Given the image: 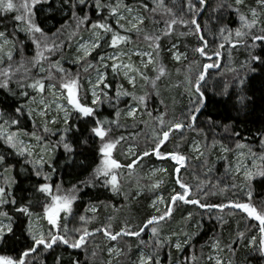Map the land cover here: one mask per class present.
I'll list each match as a JSON object with an SVG mask.
<instances>
[{
    "label": "snow or ice",
    "instance_id": "1",
    "mask_svg": "<svg viewBox=\"0 0 264 264\" xmlns=\"http://www.w3.org/2000/svg\"><path fill=\"white\" fill-rule=\"evenodd\" d=\"M153 7L149 9L147 2L142 0L138 5H130L124 3V0H21L19 4H15L13 0H0V12L15 11L17 14L13 17L16 25L11 33L0 31V65H3L5 59L7 66L0 67V89L7 90L8 93L14 97L26 99L28 103L36 104V111L29 108L26 104H18L14 109V117L9 116L7 119L2 111H0V144L5 150H0V169L4 172H11L16 167V163H12L10 157L22 158L20 163V172L26 171L24 166H31L32 175L42 182L36 185V193L43 197L41 203L42 218L45 219L49 225L47 232L33 230L29 222L27 236L30 241L18 256H10L7 254L0 255V264H45L43 257L51 256L52 264H81V261L75 256L65 257L62 252H58L57 248L61 246L71 250L86 249L88 243L87 238L93 236L94 232H89L87 228L73 229L69 231L66 223H61V214L66 220L68 216L73 213V205L79 197V193L89 188H108L114 195H119L121 192L117 175L114 173L115 169L121 167L115 159H112L113 149L116 148L122 140L123 136L113 137L111 135L113 128H119L120 117L122 112L127 117H132L134 120L139 113L147 112L149 116L152 115L148 111L149 100L152 97H159L158 81L162 77L168 75L167 70L162 62L158 61L160 55V39L162 37H170L177 25L188 28V33H180V35L191 34L198 38L201 46L195 49V52L201 56L207 55L206 49L208 47V40L206 36L212 31V25L219 27L221 36L227 32V40L232 36V31L227 28L224 22V11L229 10L235 12L240 21V28L235 30V37L238 42L249 38L252 43L246 45L250 52L249 70L255 72L257 67L264 70V56L252 54L255 48L258 47L257 41L264 44V0H256L257 7H248L245 5V0H217L215 7L209 3V0H183V4L179 9L182 15H178L173 7L165 4V0H152ZM175 4V0H173ZM247 7V12L242 11V8ZM211 8V13L209 9ZM257 8L262 11H258ZM139 9V11L137 10ZM150 11L155 14L158 11L166 17L164 19V27L155 34H149L144 31L145 16L144 12ZM37 13H43L44 20H37ZM93 13L95 19H93ZM188 18L185 19L184 17ZM206 16V19L204 18ZM54 20L55 24L49 25V21ZM155 22V21H153ZM71 28V31H69ZM258 30V32L254 31ZM82 32H87L88 36L85 38L81 35ZM17 33H24L27 43L34 49V54L27 57L24 52V43L18 40ZM143 34V39L148 42L147 50H140L138 46L133 47V34ZM73 39H77L75 48V55L64 61L69 65L75 66L76 71L72 67L65 68L61 61L64 59L63 53L65 48H71ZM5 45L8 46L5 51ZM223 44L220 45L223 48ZM235 47V45H232ZM176 45L169 48L170 52ZM111 50V51H109ZM14 53L19 55V60L14 65L12 63ZM60 54V58L53 60L52 57ZM95 53L93 57L92 54ZM216 57L221 55L220 51L213 53ZM133 56L140 58L139 65H133L131 58ZM184 53L173 52V59L179 61ZM92 57V59H89ZM211 59V56L208 57ZM47 64V67H45ZM256 65L257 67H251ZM151 67L155 72L154 77H150L146 70ZM215 66L214 64L204 65L206 72L207 68ZM32 69H36L40 76H33ZM53 71L55 75H53ZM113 78L121 76L127 80L131 91L124 88L123 85H118L113 88L112 82L109 80V74ZM87 78V83L91 86V100L90 104L81 102L82 88L81 75ZM94 75V78L92 76ZM140 81V87L144 89L143 94L137 95L136 89L138 87L137 81ZM205 80L204 72L197 75L195 79H186V91L188 93V110L184 114V119L173 120L166 122L164 116L166 112L156 111L160 114L156 117L158 121V132L153 133V146L151 151L145 150L137 154L139 159L155 155L157 158H170L175 161L179 167L175 168L177 174L175 183L179 185V191L173 189L167 202L162 196H157L160 204L164 205L163 210L157 207L156 202H153L152 207L158 215L150 216L141 226L129 227L127 224L123 225L117 232L111 230V226L104 228H97L95 232H100L110 241H117L118 238L135 237L137 247L140 249L136 260L133 264H161V252L168 249L169 264H171V250L183 251L186 247L192 246V240L199 234L202 224L197 221L192 232L186 231L183 228L171 231L167 234H162V228L165 224L173 219V210L183 205H193L200 209H223L231 208L233 210H240L247 214L246 218L258 221L259 232L261 234L259 252L264 255V199L254 201L253 197L256 195L255 189L252 186V181L260 178L264 180V171L252 172L245 171L246 180V200L244 202H230L229 204H211L206 201L202 202L201 196H206L202 186L197 184L195 188L196 195H192V187L182 181L180 178L181 167L185 166L188 159L178 150L171 153H162L160 148L170 138V135L179 131L183 133L185 129L198 130L197 120L207 112L208 98L205 95V90L202 82ZM244 79L239 80L241 87L244 85ZM15 85L16 91H13L12 85ZM59 92L68 107L59 105V109L64 112L63 135L60 137L59 143L63 145L64 150L69 154L68 163H72L76 147L67 142V134L71 131H79V128L73 129L69 124L71 113L75 112L77 116L82 117L86 122L91 123L89 129V138L99 139L101 147L99 152L102 156L100 164L91 172V174L78 183L74 184L70 189H63L60 184L53 185L51 183V176L55 173V168L51 165V157L45 154H39L34 158V146L27 144L21 138V132L9 131L8 129L14 125L21 123L20 117L28 115L29 117L38 116L44 121L43 131L49 132L48 123H56L55 118L51 121L47 120L48 111L51 104L45 99L46 96L55 97ZM87 93L84 92L83 95ZM40 99L37 100V96ZM224 95L227 96L225 89ZM130 98L134 103L127 104L125 109L120 108L122 99ZM247 97L241 95L239 98V112L243 113L247 109ZM159 103L163 105L164 101ZM107 104L113 108L114 119H108L102 115L101 109ZM90 118V119H89ZM205 123L207 127L212 130L216 127H222L225 133L230 132L233 128L232 123L218 124L211 115H208ZM5 126H8L7 128ZM35 127V121L33 122ZM23 135H28L24 132ZM233 137L240 136L238 131H231ZM259 143L264 146V129H259L256 133ZM31 136L37 141L39 145L42 137L37 136L35 132ZM83 145L88 144V138L80 141ZM218 142L214 139L211 145L205 144V148L210 152ZM238 148L246 147L243 144H237ZM46 148V145L42 146ZM179 147V146H178ZM222 152L229 151L222 143L220 144ZM194 151L198 156H204L205 152L201 150L198 143H194ZM250 151V149H249ZM132 152V149H129ZM226 159V157H224ZM264 159V156L261 157ZM207 164V158L203 161ZM48 165L49 173H44V166ZM83 166V163L81 162ZM127 167H133L129 164ZM211 171V168L208 169ZM239 170V168L237 169ZM13 177L9 183V188L15 184ZM162 181H156L152 184L153 188H159ZM139 194V193H138ZM7 197V198H6ZM6 204L15 206L14 211L23 216L31 218L33 213L30 210L32 201L28 204H20L17 206L16 199L11 192H6V188L0 186V217L7 220H0V245H6L10 240L16 237L13 229L14 220L9 216L8 212L3 211L2 208ZM96 211L95 208L92 209ZM84 220V217H80ZM192 214L189 213L184 220L191 222ZM217 219L222 220V217ZM226 223V221H224ZM147 230L151 233L149 240L143 238V234ZM78 233V235H73ZM238 239L243 242L245 233L237 232ZM256 237H251V243L256 245ZM232 241L227 245L229 251H233ZM213 248L216 251H221L220 241L215 240ZM144 249H150L145 252ZM130 252L131 249L129 248ZM109 259L106 264H113V260H119L120 256H125L127 253L120 248L109 247L107 249ZM97 253L92 252V257ZM193 264H195V256L191 257ZM212 257H209L211 260ZM181 264H187V261H181ZM216 264H223V261L218 257Z\"/></svg>",
    "mask_w": 264,
    "mask_h": 264
},
{
    "label": "trees",
    "instance_id": "2",
    "mask_svg": "<svg viewBox=\"0 0 264 264\" xmlns=\"http://www.w3.org/2000/svg\"><path fill=\"white\" fill-rule=\"evenodd\" d=\"M15 4H19L21 0H13ZM115 2V0H111ZM142 0H124V3L130 5H138ZM149 5V9L153 7L152 0H144ZM212 7H215L217 0H209ZM165 4L173 7L178 15H182L179 9L183 4V0H165ZM245 5L248 7H256L251 0H245ZM139 11V9H138ZM211 13V8L208 10ZM242 11L247 12V7L242 8ZM17 13L15 11L0 12V31L11 33L16 25L13 17ZM145 16L144 31L149 34H155L164 27V17L159 11L155 14L146 11L143 13ZM224 22L227 28L232 31V36L227 40V32L221 36L219 27L215 24L212 25V31L206 36L208 40V47L206 49L207 55L201 56L195 52V49L201 46L198 38L191 34L180 35V33H188L189 29L177 25L173 34L170 37H162L160 43V55L157 58L165 66L168 75L158 81L159 97H152L149 100L148 111L152 113L151 116L147 112L139 113L135 120L133 118L120 117V127L113 128L111 135L113 137H125L116 148L113 149L112 157L121 165L120 168L115 169L114 173L118 177L121 192L119 195H114L108 188L97 186L96 188L85 189L79 193V197L73 205V213L65 220L61 214V223L67 225L70 232L77 228H87L89 232H94L93 236L87 238L88 243L86 249L71 250L61 246L57 248L58 252H62L65 257L75 256L81 261V264H106V255L108 246L116 244L123 249L127 255L119 257V264H131L134 255L139 251L135 237L118 238L117 241H110L102 233L95 232L97 228H104L111 226L113 232H117L121 227L127 224L129 227L141 226L150 216L158 215L155 209L150 206V200L158 194L163 192L168 201L172 192L168 189L167 181H171L174 189L179 191V185L175 183L176 180V165L175 161L170 158L160 159L154 154L143 159H139L137 154L145 150L151 151L154 140L153 133L158 132V121L156 117L160 112H166L164 119L166 122L173 120L184 119V114L188 110V93L186 91V79H195L197 75L204 72V65L214 64L215 66L209 67L206 70L205 80L202 86L205 90V95L208 98L207 112L197 120L198 130L185 129L183 133L177 131L170 135L169 140L161 146L162 153H171L178 150L181 154L185 155L187 163L181 168L179 173L182 181L188 183L192 187V195L195 196V188L200 184L207 193L206 196H201L202 202L206 199L211 204H229L230 202H244L246 200V180L245 176L241 177L231 172V158L232 153L238 148L236 145L243 144L246 148L254 151L259 156L258 172L264 171V146H261L259 139L256 135L259 129H264V70L256 65L255 72L249 70L250 52L246 45H250L252 41L245 38L238 42V38L234 33L237 28H240V21L235 12L225 10ZM93 13V19H95ZM185 19L188 17L185 16ZM206 19V16L204 17ZM43 13H37V20H44ZM155 21V22H153ZM55 24L54 20L49 21V25ZM71 31V28H69ZM258 32V30H254ZM144 33L139 35L133 34V47L138 46L139 49H148V42L143 37ZM81 35H88L87 32H82ZM18 40L25 42L26 37L24 33H17ZM76 39H73V43ZM258 47L252 54L264 56V44L259 41L256 42ZM176 45L179 52L186 54V58L176 61L172 58V52L169 51L172 45ZM223 44V48L220 45ZM235 45L233 47L232 45ZM220 51L221 55L216 57L213 55L215 51ZM69 48H65L63 57L68 55ZM110 51V50H109ZM24 52L27 57L34 54L32 46L25 42ZM95 56V53L92 54ZM211 56V59L208 57ZM60 58L57 53L53 56V60ZM92 59V57H89ZM19 60V55L14 53L12 63L15 65ZM133 65H139L135 58H131ZM7 60L0 67L7 66ZM61 63L65 68L72 67L76 71L75 66ZM218 66V67H217ZM47 67V64H45ZM152 66L146 70L150 77L155 76V72L151 70ZM33 76L43 75L38 73L36 69H32ZM53 75L55 72L53 71ZM84 75H81V88L82 94L84 91ZM244 79L243 87L240 86L239 80ZM109 80L112 82L113 88L118 85H123L125 89L131 91L132 89L127 83V80L121 76L113 78L109 74ZM138 87L136 94H143L144 89L140 87L141 82L137 81ZM13 91H16L15 85H12ZM225 89L227 96L224 95ZM87 93V92H86ZM243 95L247 97V109L245 112H239V98ZM86 101L90 103L88 94L82 95ZM160 100L164 103L161 105ZM26 99L18 96L14 97L8 93L7 90L0 89V111H2L7 119L9 116L14 117V109L18 104H26ZM130 98L122 99L120 108L125 109L127 104H133ZM114 109L110 108L107 104L101 109L102 115L108 119H114ZM208 115L218 122V124L232 123L233 128L230 132L225 133L222 127H216L210 130L205 120ZM90 119V118H89ZM21 123L9 128V131L27 132L28 135H23L29 140H35L31 133L35 132L37 136L42 137L41 145H46L44 154L51 157V165L55 168V173L51 176V183L53 185L60 184L63 189H70L74 184L80 180L88 177L91 172L100 164L102 156L99 152L101 147L99 139L89 138V129L91 123L86 122L82 117L77 116L75 112L71 113L69 124L73 129L79 128V131H71L67 134V142L76 147V153L72 163H68L69 154L64 150L63 145L59 143L60 137L64 134L63 129L65 125L63 120L56 121V123H48L49 132L43 131V126L38 121L32 119L28 115L20 117ZM35 121V127L33 122ZM6 128L8 126H5ZM231 131H238L240 136L233 137ZM88 138V144L83 145L80 143L83 139ZM218 143L209 152L205 148V144L211 145L213 140ZM197 140L202 151L205 152L204 156H192L190 143ZM223 144L229 149L221 157L220 144ZM134 147V154L129 155L127 148ZM179 146V147H178ZM245 148V147H243ZM239 149V148H238ZM0 150H5L3 145L0 144ZM226 157V159L224 158ZM207 158L208 163L203 161ZM12 163H16L17 167L11 172H4L0 169V186L6 188V192L10 191L12 196L17 201V206L20 204H28L32 201L31 211L32 217H26L14 211L15 206L6 204L2 210L8 212L14 220L13 229L16 237L10 240L6 245H0V254H7L10 256H18L25 248L26 244L30 241L27 236L29 222L31 223L35 217H41V221L45 226V231L49 230V225L45 219L42 218L41 203L43 197L36 193V185L42 181L32 175L31 166H24L26 171L20 172V163L22 158L10 157ZM83 163V166L81 165ZM162 163L169 174L167 177L163 175H156L150 178L145 176V169L150 165ZM132 164L133 167H127ZM211 168V171L208 169ZM44 173H49L50 168L48 165L44 166ZM255 173V172H254ZM15 178L16 183L12 184L9 188V183L12 178ZM156 181H162L159 188H153L152 184ZM242 182V185L240 183ZM252 186L255 189L256 195L253 200L259 201L264 199V180L257 178L252 181ZM139 193V194H138ZM7 198V197H6ZM96 211L93 212L92 209ZM192 214V221L187 222L184 217ZM80 217H84L81 220ZM222 217L223 219H217ZM247 214L242 213L240 210H233L231 208L223 209H200L193 205H183L173 210V219L165 224L162 228V234L166 231H173L171 228L176 227V230L183 228L186 231L192 232L195 228V223L199 221L202 228L198 235L192 240V246L186 247L183 251L171 250V264H181V261H187V264H193L191 257L195 256V264H214L207 259L208 250L210 245L215 240L220 241L221 249L227 254L233 264H264V255L259 252L260 239L256 236V245L249 246L248 240L256 235L258 229V221L246 218ZM1 219H4L0 217ZM226 221V223H224ZM242 231L245 233V238L241 242L237 237V232ZM78 235V233H73ZM151 233L145 230L143 238L149 240ZM232 244L233 251H229L227 245ZM131 249L129 252L128 249ZM147 252L150 249H145ZM95 251L97 255L92 257V252ZM161 264H169L168 249L161 252ZM45 264H52V257H43Z\"/></svg>",
    "mask_w": 264,
    "mask_h": 264
},
{
    "label": "rangeland",
    "instance_id": "3",
    "mask_svg": "<svg viewBox=\"0 0 264 264\" xmlns=\"http://www.w3.org/2000/svg\"><path fill=\"white\" fill-rule=\"evenodd\" d=\"M253 1L254 5L257 7L256 4V0H251ZM138 10V9H137ZM258 11H262L261 9L257 8ZM88 35H85L84 37L87 38ZM77 39L72 43V47L69 48L68 51V55L65 59H63V61L69 60L71 59L74 55H75V48H76V44H77ZM3 41L0 40V44H2ZM8 46L5 45V51H7ZM140 50H145V49H140ZM111 51V50H110ZM173 52H179L177 50V48L173 49ZM173 52H172V57H173ZM182 53V52H179ZM132 58H135L138 62H140V58L133 56ZM185 56H182L181 59H184ZM94 75L92 76V78H94ZM83 85H84V91L87 92L88 96H89V101L91 100V86L87 83V78L84 77L83 80ZM83 95V94H82ZM81 95V102L84 104H90L86 101H83V99H85L83 96ZM40 99V96H37V100ZM45 99L47 100V102L49 104H51V107L48 111V116H47V120L51 121L53 118H55L56 121L59 120H63V116H64V112L62 110L59 109V105H64L65 107H68L66 101L60 97L59 92H57V95L55 97L53 96H46ZM27 103V106L31 109H33L34 111H36V104L35 103ZM124 115V114H123ZM125 116V115H124ZM127 117V116H125ZM32 119L38 121L39 123H41L42 126H44V121L41 120V118H39L38 116H32ZM132 118V117H129ZM9 130V129H8ZM21 138L25 140V142L27 144H31L34 146L33 151L35 153L34 158H36L39 154H44V148L42 147L43 145L41 144H37L36 140H29L27 138H25L23 135H21ZM194 143H198L200 145V143L197 140H193L190 143V149H191V153L192 156L196 157L198 156V154L194 151ZM201 146V145H200ZM129 149H132V152H129ZM202 150V149H201ZM127 153L129 155H133L134 154V147L133 146H129L127 148ZM225 152L221 151V157L222 155H224ZM113 159V157H112ZM258 165H259V156L252 150L249 151L248 148H237L233 153H232V158H231V172H233L235 175H239L241 177L245 176L244 173L245 171H252V172H258ZM179 167V166H177ZM182 168V167H181ZM239 168V170H237ZM146 173L145 176L147 178L156 176V175H163L164 177H167L169 172L166 169V167L162 164V163H157L155 165H150L145 169ZM167 185H168V189L172 192L174 189V185L171 181H167ZM240 185H242V182L240 183ZM157 196H162L165 200V202H167L166 199V195L163 192H158V194L156 196H154L150 201V206L153 205V202L155 201L157 204V207H159L161 210H163L164 205L160 204L159 201L157 200ZM0 220H4L1 219ZM5 223H7V220H4ZM32 228L33 230L36 231H45V226L43 225L42 221H41V217H35L32 222H31ZM173 231L176 230V227H172L171 228ZM169 233V231H166V234ZM259 237V239L261 240V234L259 232V227L256 230V235L255 237ZM253 237V236H252ZM214 244V243H213ZM213 244L210 245V249L208 250V254H207V259L209 260V257L211 256L212 259L210 261H212L214 264H216V258L218 257L220 260L223 261V264H233V262L231 261V259H229V257L227 256L226 253H224L222 250L221 251H216L213 248ZM248 245L252 246L253 244L251 243V238L248 240ZM109 247H116V248H120L121 247L118 245V243H114L111 244ZM140 251V249H139ZM139 251L134 255V259L132 260V263L136 260L137 255L139 253ZM145 252H147L144 249ZM1 255V254H0ZM111 259V257H109L108 252L106 255V262ZM113 264H119V262L117 260H113Z\"/></svg>",
    "mask_w": 264,
    "mask_h": 264
},
{
    "label": "water",
    "instance_id": "4",
    "mask_svg": "<svg viewBox=\"0 0 264 264\" xmlns=\"http://www.w3.org/2000/svg\"><path fill=\"white\" fill-rule=\"evenodd\" d=\"M217 67H218V66H217ZM207 69H208V68H207ZM204 74H206L205 71H204ZM186 163H187V160H186ZM186 163H185V164H186ZM176 175H177V174H176Z\"/></svg>",
    "mask_w": 264,
    "mask_h": 264
}]
</instances>
